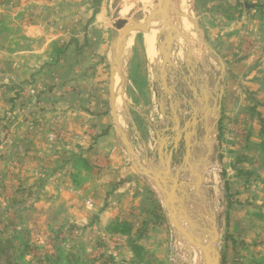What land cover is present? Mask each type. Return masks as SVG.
<instances>
[{
    "label": "crops",
    "instance_id": "0c3cea01",
    "mask_svg": "<svg viewBox=\"0 0 264 264\" xmlns=\"http://www.w3.org/2000/svg\"><path fill=\"white\" fill-rule=\"evenodd\" d=\"M137 1L0 0V65L17 72L21 68L31 70L27 77L18 72L14 78L40 95L37 102L23 101L24 108L34 117L31 129L26 126L28 123L18 122L15 126L18 137L4 141L3 121L0 122V147L4 145V153L12 157L10 161L16 159L22 164L15 177L6 170L0 171V183L10 184L8 188L13 189L12 178L30 182L46 173L45 178H39L42 185L37 189L36 209L41 213L35 215V224L39 225L41 220L40 225L72 236L78 228L81 234H91V239L116 242L118 249L126 238L110 231L114 222L148 225L156 215L155 205L160 206V214L165 217L160 193L133 167L118 138L112 113L108 112L115 10L122 14L126 6L133 8ZM197 5L207 39L227 67L220 123L227 117L238 121L240 131L248 130L247 138L255 136L254 143L259 145L260 126L253 108L264 115V0H197ZM179 44L178 59L184 62L182 38ZM56 47L65 52L59 53ZM30 60L36 63L31 65ZM207 61L215 65L213 60ZM200 64L197 60L196 65ZM213 68L191 73V80L197 88H206L209 104L214 107L213 84L220 67ZM180 79L178 88L182 90L185 84ZM13 86L8 78H0L4 97L11 95ZM5 99L0 103V114L7 109ZM168 100L167 97L166 103ZM193 105L197 106V102ZM191 113L189 110L186 116ZM238 114L239 120L235 118ZM213 119V116L209 119L210 128ZM161 120L166 126L167 120L163 117ZM144 128L138 123L143 140L154 153L156 141L150 145ZM131 141L144 162L142 143L139 140V149L132 134ZM205 152L206 147L200 145L193 154L199 158ZM29 160L40 163V173L39 166L37 173L35 165L24 163ZM215 161L216 158L206 172L204 186ZM177 168L175 164L173 170ZM8 177L11 179L7 180ZM182 178L190 180L189 176ZM193 198L200 202L199 198ZM209 202L212 203L210 199Z\"/></svg>",
    "mask_w": 264,
    "mask_h": 264
},
{
    "label": "rangeland",
    "instance_id": "374dc122",
    "mask_svg": "<svg viewBox=\"0 0 264 264\" xmlns=\"http://www.w3.org/2000/svg\"><path fill=\"white\" fill-rule=\"evenodd\" d=\"M132 10L136 13L142 9L134 6ZM143 37L144 34L138 35L131 42L125 56V66L129 65L130 70L126 92L129 103L127 120L121 116L125 113V108L122 100L119 102L121 125L125 130L130 128L139 149L141 146L131 121L136 124L137 129L138 123H142V126L145 127L144 130L148 131L146 140L150 141V145H153L156 141L154 128L164 126L158 102L159 88L152 70L154 62L147 57ZM30 61H33L30 62L31 65L36 63L34 60ZM214 64L215 67L219 66L216 62ZM202 68L204 71L207 70L204 66ZM18 72L26 77L32 73L27 68H21ZM18 72L0 65V78H8L11 86L15 85L16 91L22 90L20 94L28 95V91L33 88H26L22 83L16 82L14 76ZM1 91L0 103L6 98L4 102H7V109L0 114V122H6H2V125L4 126V141L7 138L8 141L18 137L19 132L15 129L18 122L28 123L26 126L31 129L33 126L32 118L34 117L27 108H24L25 103L12 108L9 101L15 96L14 93H11V95L6 94L4 97ZM35 94L36 97L25 96L24 101L26 99L39 101L38 91ZM28 101L30 100L26 101L27 104ZM109 105L110 103H108V112L111 111ZM238 116L239 114L237 117L235 115L237 120L240 118ZM220 125L222 128L219 127L218 156L216 157L215 166L212 167V175L205 185V191L208 193L207 196L213 203L216 212L220 215L222 264H258V262H261V258L264 257L263 150L261 143L259 145L254 143L257 142L255 136L253 137L250 133L251 138H247L248 130L247 133L240 131L238 121L227 117ZM258 132L263 141L260 127ZM61 138L63 137L61 136ZM4 148L2 144L0 147V171L5 173L6 170L10 172L11 176L15 177L14 175H17L22 169V164L16 159L10 161L12 157L8 153H4ZM24 163L35 165L37 173V166H39V173L41 172L39 162L29 160V162ZM25 164L23 167L26 166ZM42 175L34 177L30 182L25 180L23 183L15 180V178L8 177L7 180L14 181L15 187L13 189L8 188L10 184L0 183V238L13 239L17 245L14 252L10 251L15 263L137 264L129 245V238L136 237L137 239L140 237L137 239L139 244L153 254L162 264H204L197 250H193V259L192 261L189 260L186 245L176 238L165 217L162 219L159 217L160 213L153 215L152 223L150 222L148 225L131 222L134 225L133 233L131 237L119 234L126 238V240L123 238V246L119 249L116 247V242L102 238L91 239V234L85 232L81 234L78 228L74 229L75 232L73 231L74 235L72 236L69 232L66 233L62 230L57 233L58 229L56 228L53 229L45 224L40 225L41 220L39 225H36L35 215H37V212L41 213L39 208L36 209L38 203L37 189L42 185L39 178H45L47 174ZM58 177L60 178L61 175H58ZM91 218L94 219L92 216ZM27 246H29L28 249L25 248ZM58 255L60 259H57ZM49 256L52 257L51 260H48Z\"/></svg>",
    "mask_w": 264,
    "mask_h": 264
},
{
    "label": "water",
    "instance_id": "95a60500",
    "mask_svg": "<svg viewBox=\"0 0 264 264\" xmlns=\"http://www.w3.org/2000/svg\"><path fill=\"white\" fill-rule=\"evenodd\" d=\"M184 2L186 12L183 0H138L134 6L142 10L128 19L118 14L119 10H115L108 88L111 113L118 138L133 167L160 193L164 215L176 238L186 245L189 260L193 259V250H197L204 264H222L220 215L209 202L204 184L206 172L211 167V162L218 156L219 125L225 93L223 76L227 72V67L207 39L201 25L197 0ZM148 4L153 5L157 15L145 17L143 7ZM151 31H159L156 36L159 54L152 70L159 88L160 113L168 123L164 127L154 128L157 146L153 153L139 134L136 124L131 121L145 150L143 162L132 145L130 128L125 130L120 123L117 98L120 92L125 108V113L121 116L127 120L129 103L126 92L130 70L129 65L125 66V56L129 45L138 35H145ZM192 36L196 37L201 49L195 47ZM181 38L185 43L184 62L178 59ZM195 50L200 52L198 60L205 68L214 70L208 59L214 60L220 67L213 84L214 107L209 104L206 88L205 90L197 88L191 80V73L198 74L203 67L196 65ZM184 71H187V74ZM117 74L121 83L119 90L116 87ZM180 78L184 79L185 84L182 90L178 88ZM167 97L169 100L166 103ZM193 102H197V106H194ZM189 110L192 113L188 117L186 112ZM211 116L214 119L210 128ZM200 145L206 147V152L197 158L193 153ZM155 162L158 163L157 166ZM175 164L178 168L174 171ZM183 176H189L190 180H185ZM193 197L199 198L200 202L193 201Z\"/></svg>",
    "mask_w": 264,
    "mask_h": 264
},
{
    "label": "trees",
    "instance_id": "16d2710c",
    "mask_svg": "<svg viewBox=\"0 0 264 264\" xmlns=\"http://www.w3.org/2000/svg\"><path fill=\"white\" fill-rule=\"evenodd\" d=\"M56 51H58L59 53H63L65 52L63 49H57L56 47ZM16 88L13 86L12 88H10L11 93H14V97H12L10 99V103L12 104V108H14L15 106L21 104H24V96L22 94H20L22 92V90H15ZM253 114L257 115V120L260 126V132L261 135L264 138V115L261 114L260 112H257L256 108H253ZM261 147L263 150V159H264V140L261 142ZM156 211V215H158L157 213H161V208L159 205H155L154 206ZM159 217H161V219L163 218V216L159 215ZM110 231L115 233V234H123V235H127L129 237H131L132 233H133V225L129 222H114L111 226H110ZM139 233V230H138ZM129 245L131 248V251L133 252V255L135 257V259L137 260V264H162L157 258H155L153 256V254H151L148 250H145V248L139 244L137 239H130L129 238ZM17 245L14 243L13 239H4V238H0V264H17L14 262L12 255L10 254V251H15ZM26 249L29 248V246L25 247ZM51 256H49L48 260H51ZM60 259V256H57V259ZM62 258V257H61ZM257 260V259H256ZM261 262H258V264H264V257L261 258L260 260Z\"/></svg>",
    "mask_w": 264,
    "mask_h": 264
},
{
    "label": "bare ground",
    "instance_id": "6f19581e",
    "mask_svg": "<svg viewBox=\"0 0 264 264\" xmlns=\"http://www.w3.org/2000/svg\"><path fill=\"white\" fill-rule=\"evenodd\" d=\"M144 10V14L145 17H151L154 15H157L158 13H156L153 5L148 4L147 6L143 7ZM131 11V12H130ZM133 14H136L135 12H133L132 7L126 6L125 7V11L122 13V15L124 17H126L127 19L129 18V16H133ZM159 34V31H151L147 34L144 35L143 39L146 45V51H147V57L150 61L155 62L156 57L158 56V51L156 49V36ZM193 38V42L195 43V47L199 49H201V45L199 44V42L197 41L196 37H192ZM200 52H197V50H195L194 56L195 58L198 60L200 57ZM127 54V53H126ZM120 76L119 74L116 75V87L119 90L121 85H120ZM120 95V92H118V96ZM121 97V95H120ZM117 98L118 99V113H119V102L120 100H122V98ZM120 118V115H119ZM121 123V120H120Z\"/></svg>",
    "mask_w": 264,
    "mask_h": 264
},
{
    "label": "built area",
    "instance_id": "2783aa9c",
    "mask_svg": "<svg viewBox=\"0 0 264 264\" xmlns=\"http://www.w3.org/2000/svg\"><path fill=\"white\" fill-rule=\"evenodd\" d=\"M28 95L27 96H31V97H35V90L31 89L30 91H28Z\"/></svg>",
    "mask_w": 264,
    "mask_h": 264
}]
</instances>
